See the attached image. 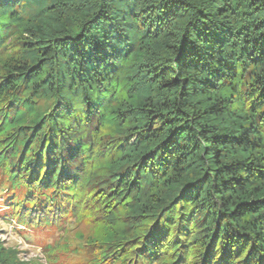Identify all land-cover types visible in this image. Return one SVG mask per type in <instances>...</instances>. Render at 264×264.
<instances>
[{"label": "trees", "instance_id": "trees-1", "mask_svg": "<svg viewBox=\"0 0 264 264\" xmlns=\"http://www.w3.org/2000/svg\"><path fill=\"white\" fill-rule=\"evenodd\" d=\"M0 196L47 264H264V0H0Z\"/></svg>", "mask_w": 264, "mask_h": 264}, {"label": "rangeland", "instance_id": "rangeland-1", "mask_svg": "<svg viewBox=\"0 0 264 264\" xmlns=\"http://www.w3.org/2000/svg\"><path fill=\"white\" fill-rule=\"evenodd\" d=\"M3 198L0 196V238L2 241H5L7 246H12L18 248L21 251V257L25 258V260H39L42 264H47L46 259L43 256V250L48 244L55 243L56 240L53 239L51 241H43L44 237L37 235L41 232L33 231V233L27 231V229L23 225H8L6 224L4 218L1 217L4 212L8 211V206L1 205L3 204ZM23 232L25 235H22ZM27 234H31L34 238H25ZM36 237V238H35ZM74 232L70 234V238L73 240ZM82 261V257H66L60 261L59 264H80Z\"/></svg>", "mask_w": 264, "mask_h": 264}]
</instances>
